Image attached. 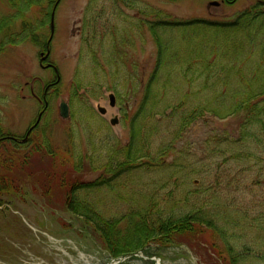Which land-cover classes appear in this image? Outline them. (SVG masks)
I'll return each mask as SVG.
<instances>
[{
	"label": "trees",
	"instance_id": "16d2710c",
	"mask_svg": "<svg viewBox=\"0 0 264 264\" xmlns=\"http://www.w3.org/2000/svg\"><path fill=\"white\" fill-rule=\"evenodd\" d=\"M8 1L11 13L0 18L1 42L18 44L30 39L40 41L45 48L43 32L56 0ZM141 15L146 18L129 22L126 29L117 25L102 28L96 23L90 25L92 41L101 38L95 45L87 41L81 54L90 60L93 76L75 78L68 97V120L74 122L83 115L81 120L86 121V117L90 120L97 117L89 100L97 99L103 89L112 91L128 124L127 142L104 140L101 134L92 133L89 139L99 149L92 147L85 153L77 145L83 132L71 131L65 154L69 155L70 166L75 171L86 166L99 175L92 181L73 180L69 184L47 176L45 179L51 186L40 185L44 189L39 195L46 197L54 188L62 198L63 210L81 221L83 231L96 234L112 257L139 250L152 255L151 249L179 244L180 240L195 248L201 245L197 233L202 227L229 244L225 202L196 195L198 199L190 205L167 209L162 203L165 196L154 190L132 189L129 182L145 171H165L170 180L178 179L181 183L196 175L199 171L189 166L192 163H185L190 150L188 143L178 146L193 124L208 118L240 117L236 138L207 134L203 151L210 156L230 153V158L236 161H264L261 155L264 153V0L231 20L174 19L150 7L143 9ZM145 30L153 40L154 58L143 80L136 74L138 63L130 60L134 58L132 52L138 55L139 50L143 51ZM137 43L141 45L139 49ZM50 83L45 86L54 89L53 93L58 83ZM126 105L134 109L131 114L124 110ZM98 119L102 130L108 131L105 121ZM42 145H47L44 140ZM2 157L0 207L26 195L24 182L11 172L15 163L9 164ZM25 178L37 177L27 173ZM103 193L113 196L112 203L102 205L98 196ZM227 250L231 264H237L243 257L232 254L229 247Z\"/></svg>",
	"mask_w": 264,
	"mask_h": 264
},
{
	"label": "rangeland",
	"instance_id": "374dc122",
	"mask_svg": "<svg viewBox=\"0 0 264 264\" xmlns=\"http://www.w3.org/2000/svg\"><path fill=\"white\" fill-rule=\"evenodd\" d=\"M212 1L218 2V5H210ZM8 2L0 0V18L11 13ZM258 2L260 0H60L54 13V31L49 56L45 59H48L47 62H40V53H45L46 49L40 41L26 39L18 44H4L0 35V156L9 164L11 161L15 163L11 172L24 182L26 189V195L11 203L4 202L0 207V264H103L111 260L97 235L83 231L81 221L63 210L62 198L54 188L47 198L39 195L43 188L40 185L51 186L45 179L47 176H55L60 182L69 184L73 180L92 181L99 175V172L86 166L82 171H75L70 166L69 155L65 154L71 131L76 134L83 132L78 136L77 145L85 153L90 152L92 147L99 149L89 139L92 133L101 134L104 140L117 139L122 143L128 140V124L112 91L103 89L97 99L89 100L97 116L92 117L93 120L86 116V121L81 120L82 115L73 122L68 120L69 116L63 119L59 115V103L69 102L72 81L93 76L90 60L81 54L85 52L87 41L95 45V41L101 38L98 36L92 41L90 25L96 23L99 28L117 25L126 29L129 22L146 18L143 16L146 11L143 15L141 11L149 7L174 19L231 20ZM49 24L50 21L46 24L42 41L47 42L50 36ZM144 36L143 51L139 50L138 55L132 52L131 57L134 58L130 60L138 63L136 74L143 80L154 58L153 40L146 30ZM136 46L138 49L141 47L138 43ZM130 52L131 48H128ZM46 63L56 67L60 77L53 93L51 90L54 89L47 88L45 84L51 82L55 85L56 76L51 69L44 68ZM111 96L114 103L110 101ZM45 102L44 116L26 136L38 113L45 108ZM124 110L131 114L134 109L126 105ZM45 116H48L47 119ZM98 118L105 121L108 131L102 130ZM114 119L117 123H112ZM239 119V116L208 118L190 127L178 147L188 143L190 150L185 163L190 161L192 164L189 166L199 172L186 183L178 179L170 180L165 171L140 172L134 180H130L132 189L154 190L158 195L165 196L162 203L167 209L190 205L198 199L196 195L217 203L225 202L228 208L230 228L226 240L229 244H225L218 234L202 227L197 233L200 246L190 248L180 240L179 244L168 248L154 249L160 264H231L228 247L232 254L243 256L237 264H264V161H236L230 158V153L210 156L202 146L207 134H227L236 138ZM28 139L31 142L28 143ZM43 140L47 145H42ZM261 155L264 157V153ZM27 173L37 178L26 179ZM98 197L104 206L113 200L110 194L103 193ZM150 262L139 252L119 264Z\"/></svg>",
	"mask_w": 264,
	"mask_h": 264
},
{
	"label": "water",
	"instance_id": "95a60500",
	"mask_svg": "<svg viewBox=\"0 0 264 264\" xmlns=\"http://www.w3.org/2000/svg\"><path fill=\"white\" fill-rule=\"evenodd\" d=\"M59 1H60V0H56V1H55L54 5H53V8H52V11H51V15H50V24H49V27H50V36H49V39H48L47 44H46V47H47V48H46L45 53H44V52H41V53H40V56H41V57H40V62H42L43 60H45V59L49 56V52H50V50H49V44H50V41H51V38H52V35H53V31H54V13H55V9H56V7H57ZM209 4H210V5H215V6H217V5H218V2H216V1H212V2H210ZM48 66H52V65H51V64H47V65H45L44 67H48ZM41 67H42V66H41ZM53 70H54L55 75H56V80H55V82H54L53 84H56V83L59 82L60 77H59V74H58V71H57L56 67L53 66ZM48 87H49V86H48ZM48 87H47V88H48ZM110 101H111V103H114V97H113V96L110 97ZM44 107L46 108V102H45ZM45 108L42 109V110L38 113L35 122H34L33 125H32L31 127H29V129L27 130L26 136H28V134L33 130V128L39 123L40 118H41V116H42V114H43ZM100 111H101V113L104 112L103 109H101ZM59 115H60V117L63 118V119H65V118H67V117L69 116V107H68V104H67L65 101H62V102L59 103ZM112 123H117V119H114V120L112 121Z\"/></svg>",
	"mask_w": 264,
	"mask_h": 264
},
{
	"label": "flooded vegetation",
	"instance_id": "af4514ba",
	"mask_svg": "<svg viewBox=\"0 0 264 264\" xmlns=\"http://www.w3.org/2000/svg\"><path fill=\"white\" fill-rule=\"evenodd\" d=\"M223 2H231L232 0H222ZM48 60V59H47ZM47 60H44L43 62H47ZM47 64V63H46ZM46 69H51L53 71V67L52 66H48V67H45ZM54 73V72H53ZM8 139V138H6ZM8 140H13V139H8Z\"/></svg>",
	"mask_w": 264,
	"mask_h": 264
},
{
	"label": "bare ground",
	"instance_id": "6f19581e",
	"mask_svg": "<svg viewBox=\"0 0 264 264\" xmlns=\"http://www.w3.org/2000/svg\"><path fill=\"white\" fill-rule=\"evenodd\" d=\"M158 264H160V262H158Z\"/></svg>",
	"mask_w": 264,
	"mask_h": 264
}]
</instances>
